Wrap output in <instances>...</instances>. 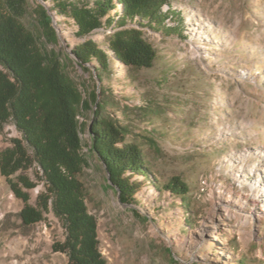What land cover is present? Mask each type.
<instances>
[{"label": "rangeland", "instance_id": "374dc122", "mask_svg": "<svg viewBox=\"0 0 264 264\" xmlns=\"http://www.w3.org/2000/svg\"><path fill=\"white\" fill-rule=\"evenodd\" d=\"M158 1L172 18H122L115 2L103 26L82 36L54 2L25 0L21 23L42 52L58 59L87 105L77 113L84 161L77 178L99 251L106 264H264V0ZM39 6L51 17L52 34ZM118 32L151 45L150 68L115 59L108 46ZM90 43L109 58L102 80L95 58L76 55L91 52ZM107 124L124 127L123 144L145 159L146 174L123 175L124 193L91 150V129ZM16 138L21 133L9 120L0 153ZM24 174L35 185L25 190L28 204L36 206L42 174L36 163ZM173 178L187 185L184 197L167 190ZM23 207L0 172V264H67V255L54 250L66 238L63 220L49 207L24 226Z\"/></svg>", "mask_w": 264, "mask_h": 264}, {"label": "trees", "instance_id": "16d2710c", "mask_svg": "<svg viewBox=\"0 0 264 264\" xmlns=\"http://www.w3.org/2000/svg\"><path fill=\"white\" fill-rule=\"evenodd\" d=\"M42 1L54 2V9L60 14H71L82 36L103 26V19L115 2L122 10V18L138 17L151 23L173 17L169 10L162 11V2L158 0H92L93 7L70 0ZM39 7L42 27L52 34L51 17L45 8ZM25 13V0H0V131L12 120L21 133L20 139H12L11 147L0 153V172L15 197L24 202L19 214L24 226L39 222L49 207L63 220L66 238L54 245V250L67 255V264H106L99 251L96 220L86 207L77 178L84 165L77 113L80 106L87 105L81 103L58 59L42 52L23 26L21 19ZM113 22L114 18L108 19L109 25ZM123 33H116L108 46L115 59L130 68H150L155 58L151 45L140 37H124ZM86 45L92 46V51L78 49L76 55L82 62L95 58L98 79L102 80L101 72L109 68L106 51L91 43ZM100 110L101 103L97 104L95 115ZM100 126L91 129V150L124 193L129 185L123 175L146 174L143 153L135 146L123 144L127 133L124 127ZM34 163L44 181L36 206L28 204L29 194L25 190L35 185L24 174ZM17 172L21 173L14 181L12 177ZM166 188L180 197L188 192L179 178H173Z\"/></svg>", "mask_w": 264, "mask_h": 264}, {"label": "water", "instance_id": "95a60500", "mask_svg": "<svg viewBox=\"0 0 264 264\" xmlns=\"http://www.w3.org/2000/svg\"><path fill=\"white\" fill-rule=\"evenodd\" d=\"M42 1V0H41ZM43 3H45L44 1H42Z\"/></svg>", "mask_w": 264, "mask_h": 264}]
</instances>
